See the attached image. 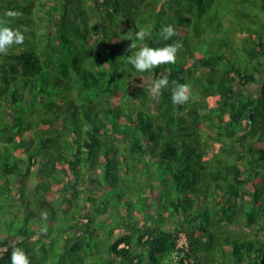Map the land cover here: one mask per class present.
<instances>
[{
	"label": "trees",
	"instance_id": "trees-1",
	"mask_svg": "<svg viewBox=\"0 0 264 264\" xmlns=\"http://www.w3.org/2000/svg\"><path fill=\"white\" fill-rule=\"evenodd\" d=\"M0 22L24 34L0 54V264L17 247L30 264H264V0H0ZM140 29L137 47L179 41L175 62L136 72ZM17 202L45 223L10 232Z\"/></svg>",
	"mask_w": 264,
	"mask_h": 264
},
{
	"label": "clouds",
	"instance_id": "clouds-1",
	"mask_svg": "<svg viewBox=\"0 0 264 264\" xmlns=\"http://www.w3.org/2000/svg\"><path fill=\"white\" fill-rule=\"evenodd\" d=\"M15 15V13H8ZM148 33L144 29L134 32L128 40V51L130 55L126 56L128 62L136 72L144 73L157 66L171 64L175 62L178 48L182 45L179 41L171 44H165L162 47H151L144 43L142 47H137L138 41H145ZM175 35V29L171 24L164 25L160 28L159 36L167 41ZM24 40V34L15 28H11L6 22H0V54H6L14 45H19ZM135 49V51H132ZM169 81L167 76L158 77L150 82L149 89L155 98L161 89L168 87ZM171 102L173 104H182L189 99V86L187 84L176 83L171 90ZM10 264H30L25 251L19 247L15 248L10 254Z\"/></svg>",
	"mask_w": 264,
	"mask_h": 264
},
{
	"label": "rangeland",
	"instance_id": "rangeland-1",
	"mask_svg": "<svg viewBox=\"0 0 264 264\" xmlns=\"http://www.w3.org/2000/svg\"><path fill=\"white\" fill-rule=\"evenodd\" d=\"M29 13H27V14H29ZM27 14H24V15L26 16ZM30 15L33 16L34 19H36V24L34 26L30 27L29 29L33 30L35 32L39 29L38 32L39 33H43L44 32L43 28L45 27L46 16H47L45 8H43L41 6H37L36 8L33 9V11H31ZM248 91H249L250 94H255L257 92V86L252 85V86L248 87ZM0 115H2V113H0ZM11 116H14V114L12 113ZM129 168H130V173H132V174H134L136 172H139L138 174H135L138 178L139 177L147 178L146 177V173H147L148 170H146L145 168H143L141 171H138L137 169H134V167H129ZM149 170H150V172H149L150 175L149 176H150L151 182H158V179L160 181L161 177H164V176H160L159 177L158 176L159 173L161 175L166 173L165 170L159 171V167H157V166H154L152 169L150 167ZM154 170H156V174L153 172ZM125 181H126V179H125ZM128 182H131V180H129ZM158 184H159V186L161 184L164 186L163 190L161 192H162V195H163V198H164L163 199V206H165L167 204V200L169 199V196H168L169 191L167 189L165 190V188H167L166 180L162 179V181L158 182ZM32 185H33V182L30 181L29 186L31 187ZM132 187L133 188H137V185L135 183H133ZM4 195H6V194H4ZM159 200H160V198H158V201ZM6 205H7V202H5L3 200H2V202L0 201V210H1L0 211V220H2V217H1V214L3 213L2 210H7L8 209L7 207H5ZM136 209L139 210V207H137ZM167 210H169V208ZM139 211H141V210H139ZM28 213H29V209L25 205H22L20 202H17L15 204V206L11 209V212L6 213V217L7 218H13L12 219L13 222L8 227L10 232H11V230L14 231L16 228H20V227H22L24 225H27L28 228H32L35 225L45 223L46 219H43V222H42V220L35 219V218L32 217L31 214L28 215ZM16 214H18V216H16ZM24 216H25V218H24ZM111 216L113 218H115L112 210H111ZM21 217L24 218V220L26 219V223L22 224L23 221H22ZM164 220H166V219H164ZM0 228H1L2 231L4 230V224L3 223H2V226ZM101 235H102L103 238L106 237L105 234H101ZM54 240L58 244V245H56L55 250H58L59 245H61V242H62L61 238L59 236H54ZM106 241H107V239H106ZM54 261H56V260H54ZM67 262H68V264H88V262H85V261L82 262V260H80V259L77 260V258L68 259Z\"/></svg>",
	"mask_w": 264,
	"mask_h": 264
},
{
	"label": "built area",
	"instance_id": "built-area-1",
	"mask_svg": "<svg viewBox=\"0 0 264 264\" xmlns=\"http://www.w3.org/2000/svg\"><path fill=\"white\" fill-rule=\"evenodd\" d=\"M186 246H187L186 237H185L184 234L180 233V234H179V239H178V241H177V248H178V251H179V249H181V248H183V249L186 248ZM177 259H178V257H177L176 255H173V261H174V263H176Z\"/></svg>",
	"mask_w": 264,
	"mask_h": 264
},
{
	"label": "water",
	"instance_id": "water-1",
	"mask_svg": "<svg viewBox=\"0 0 264 264\" xmlns=\"http://www.w3.org/2000/svg\"><path fill=\"white\" fill-rule=\"evenodd\" d=\"M252 115H253V113H249V115H248V120L249 121H252Z\"/></svg>",
	"mask_w": 264,
	"mask_h": 264
}]
</instances>
